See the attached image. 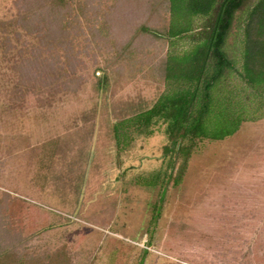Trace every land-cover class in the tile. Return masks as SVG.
Here are the masks:
<instances>
[{
	"label": "rangeland",
	"instance_id": "rangeland-1",
	"mask_svg": "<svg viewBox=\"0 0 264 264\" xmlns=\"http://www.w3.org/2000/svg\"><path fill=\"white\" fill-rule=\"evenodd\" d=\"M114 1H95L96 27ZM146 9L145 0H119L114 13L127 18L118 30L121 19H112L117 35L125 36V25ZM17 13L15 0H0V197L15 190L54 212L48 217L53 226L31 239L28 249L64 246L71 264H111L117 258L123 264H264V117L242 122L222 141L199 143L180 183L167 186L152 226L153 245L147 246L151 209L160 208L164 193L134 181L148 176L154 182V172L167 167L162 157L170 145L157 131L137 136L116 155L111 125L148 108L163 90L156 62L164 59L165 41L158 43V54L149 46L142 52L126 45L134 42V32L121 41L107 32L96 48L88 28L93 22L84 14L72 46L79 63L70 72L57 47L62 74L47 85L41 80L53 73L36 76L37 67L20 79L17 66L35 55L34 45L44 58L56 54L11 20ZM165 17L160 11L157 20ZM98 79L99 85L107 82L105 88ZM69 80L78 85L69 86ZM107 236L128 248L107 245Z\"/></svg>",
	"mask_w": 264,
	"mask_h": 264
},
{
	"label": "trees",
	"instance_id": "trees-1",
	"mask_svg": "<svg viewBox=\"0 0 264 264\" xmlns=\"http://www.w3.org/2000/svg\"><path fill=\"white\" fill-rule=\"evenodd\" d=\"M95 1L83 0L82 6L80 0H15L18 13L11 20L22 26L25 34H34L45 51L55 50L56 54L55 58L52 55L44 58L40 56L39 45H34L35 55L17 66L19 76L29 78L37 67L36 76L44 70L53 73L51 76L46 73V78L41 80L43 84L59 79L62 62L57 47L63 50L70 72H74L79 51L74 52L72 46L75 36L83 31L80 19L84 14L87 22H93L88 28L96 48L104 42L107 32L117 41L129 40L135 33L134 42L130 40L126 45L142 52L149 46L156 48L158 54L161 47L158 43L165 41L164 59L156 62L163 90L148 108L111 125L116 155L139 135L150 137L161 131L169 142L168 157H162L164 165L167 159L164 172L163 167L155 171L154 182H149L148 176L145 182L134 181L164 193L160 208L155 205L151 209L147 226L146 243L153 245L152 226L161 215L167 186L180 183L187 161L198 150L199 143L222 141L235 133L242 122L264 117V0H160L159 5L158 0H145L148 7L145 16L134 15L136 21L125 25L127 34L123 37L116 32L124 28L123 20L127 18L115 14L119 0L108 6V11H101L104 14L100 15V27L95 26L100 10L99 2ZM151 7L157 14L149 18ZM160 11L166 17L157 20ZM112 19H121L117 30ZM15 34L19 36L18 32ZM5 38L7 51L9 36ZM69 81V86L74 87L79 82ZM73 81L75 85L71 84ZM99 83L98 79L97 86ZM106 83L100 85L105 88ZM1 195L0 264H71L64 246L42 253L27 247L31 239L53 226L48 222L52 210L15 190ZM107 241V245L128 248L115 237L107 236ZM142 251L145 257L149 253L146 249ZM116 260L111 264L125 263L123 258Z\"/></svg>",
	"mask_w": 264,
	"mask_h": 264
}]
</instances>
